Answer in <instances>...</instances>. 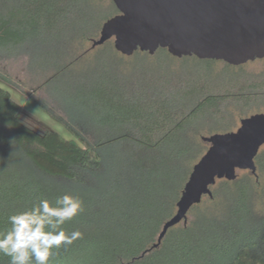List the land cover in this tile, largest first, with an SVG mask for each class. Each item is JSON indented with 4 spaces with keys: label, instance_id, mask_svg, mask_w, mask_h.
<instances>
[{
    "label": "trees",
    "instance_id": "1",
    "mask_svg": "<svg viewBox=\"0 0 264 264\" xmlns=\"http://www.w3.org/2000/svg\"><path fill=\"white\" fill-rule=\"evenodd\" d=\"M109 5L113 12L107 19L118 14L113 3ZM53 6L57 16L47 14ZM78 10L75 0H0V58L25 55L34 69L52 71L47 84L72 64L55 66L49 51L45 57H35L26 46H31L32 37L50 34L54 21L61 24V19L66 20L65 30L51 33L52 40L56 37L69 47L95 37L100 26L91 34L84 30L87 23L80 28L67 22L68 14ZM109 42L97 47L100 54L91 88L97 102L92 113L96 132L115 134H96L66 117L58 121L71 139L53 130L38 132L23 122L20 105L0 87V231L10 227V215L40 199L54 202L70 194L82 201L83 211L63 227L81 235L55 250L52 264H264V205L256 200L264 167L259 152L256 175L244 172L233 182L218 181L211 189L212 199L202 200L189 212L193 220L171 228L159 247L152 249L163 223L174 214L192 168L181 185L171 189L169 202L162 196L166 181L172 187L174 171H180L183 158L199 152L197 161L206 150L197 139L202 133L184 132V124L203 115L215 118L223 95L187 97L178 108L165 103L156 106V112L136 109L135 101L150 102L148 94L161 92L150 82H139L137 96L123 88L115 90L110 57H116L112 62L125 57ZM158 51L154 55L159 56ZM227 96L249 102L247 98L257 93L239 88ZM120 100L128 106H114ZM7 261L0 255V264Z\"/></svg>",
    "mask_w": 264,
    "mask_h": 264
},
{
    "label": "rangeland",
    "instance_id": "2",
    "mask_svg": "<svg viewBox=\"0 0 264 264\" xmlns=\"http://www.w3.org/2000/svg\"><path fill=\"white\" fill-rule=\"evenodd\" d=\"M75 2L79 13L68 14L70 19L67 22H75L80 28L82 22L87 23L88 25L84 30L91 34L95 33L99 26L101 28V25L105 22L104 20L113 12L111 5H109L112 2L111 0H75ZM53 8L55 10L53 9L52 12L49 11L47 14L57 16L56 7L53 6ZM43 12L46 13L47 11L43 10ZM59 21L62 23L59 24L54 21L50 34H40L37 37H32L35 39H32L31 46H26V49L33 52L35 57H45L47 50L50 52V57L55 58V61L53 59V65H61L66 61L67 65L72 64V66L44 85L47 78L52 75V71L46 70L43 72L34 69L28 63V58L25 55L2 57L0 58V87L9 91L12 100L20 105L21 118L28 126L38 132L53 130L63 138L71 139V136L58 119L65 120L66 117L71 122L85 124L90 131L96 132L94 127L95 116L92 113L96 100L91 94V88L96 78L93 68L100 51L97 48L90 49L91 39L69 47H66L56 37L52 40L51 33L64 29L66 20L61 19ZM99 30L92 39L97 38ZM36 38L38 39L37 43L34 42ZM109 43L112 45V41ZM65 47L68 54L62 53V49ZM158 54L159 56H149L146 53L136 52L131 57L119 58L117 62H115V56L110 57L111 62H109L108 69L113 74L109 73V75L114 79L117 78L113 82L114 88L115 90L123 88L137 96L140 89L138 87L139 82H150L161 93L158 96L150 93L148 94V97L151 98L150 102L138 100L134 102L135 106H133L146 112H156L155 107L159 105V107H162L161 104L164 105L165 103L167 106L178 108L183 102L182 100L187 97L193 96L199 99L211 94L223 95V100L217 108L215 118L208 120L203 115L184 124V132L198 130L202 133L197 136V139L206 150L208 145L201 141V136L235 131L239 127L240 119L256 113H264V90L261 88V83L264 80V60H256L235 67L222 61L198 60L195 57L177 59L163 52V50L158 51ZM76 60L79 61L75 63ZM100 60L98 62L103 63L104 59ZM113 60L115 61L112 62ZM78 88L81 91H78ZM239 88L244 93H257V96L253 99L247 98L249 102L244 101L242 98L235 101L228 99L227 95L232 94V91H237ZM150 92H152V89ZM92 93L94 92L92 91ZM105 94L111 96V93L106 92ZM114 106H119L121 109L122 106L128 105L120 100L114 102ZM207 108L204 107L203 110ZM115 133V131L110 132L107 130L96 132V134H102L103 136ZM259 153L264 159V146L260 148ZM196 155H199V152H193L186 159L183 158L180 163V171H174L175 180L172 187L166 181L162 195L165 201L169 202L173 198L171 189L181 185L187 170L191 169L199 160L195 161ZM261 171L260 190L256 200L264 205V167L261 168ZM243 173L239 172V177ZM208 199L207 197L203 198V202ZM193 217L194 214L189 213L187 223L193 220ZM179 226H182V224Z\"/></svg>",
    "mask_w": 264,
    "mask_h": 264
},
{
    "label": "water",
    "instance_id": "3",
    "mask_svg": "<svg viewBox=\"0 0 264 264\" xmlns=\"http://www.w3.org/2000/svg\"><path fill=\"white\" fill-rule=\"evenodd\" d=\"M118 14L107 19L90 49L112 41L124 57L136 52L153 56L165 50L182 59L222 61L240 66L264 58V0H111ZM208 145L192 166L176 203L152 245L167 232L187 224L191 209L212 199L218 181L233 182L239 172L256 175L255 158L264 146V113L240 120L232 132L201 136ZM145 254V253H143Z\"/></svg>",
    "mask_w": 264,
    "mask_h": 264
},
{
    "label": "clouds",
    "instance_id": "4",
    "mask_svg": "<svg viewBox=\"0 0 264 264\" xmlns=\"http://www.w3.org/2000/svg\"><path fill=\"white\" fill-rule=\"evenodd\" d=\"M82 211V201L65 194L54 202L40 199L31 208L10 215V227L0 231V255L8 258L7 264H52L55 250L81 235L66 232L63 225Z\"/></svg>",
    "mask_w": 264,
    "mask_h": 264
},
{
    "label": "flooded vegetation",
    "instance_id": "5",
    "mask_svg": "<svg viewBox=\"0 0 264 264\" xmlns=\"http://www.w3.org/2000/svg\"><path fill=\"white\" fill-rule=\"evenodd\" d=\"M260 60H264V58L263 59H260ZM256 61V60H255ZM254 62V61H253ZM248 63H251V62H248ZM247 64V63H246ZM246 64H243V65H246ZM243 65H240V66H243ZM240 66H235V67H240ZM261 88H263V90H264V80H263V83H261ZM263 94H264V91H263ZM257 114V113H256ZM249 116H251V115H249ZM248 116V117H249ZM244 118H246V117H244ZM243 119V118H242ZM241 120V119H240ZM240 123V122H239Z\"/></svg>",
    "mask_w": 264,
    "mask_h": 264
}]
</instances>
